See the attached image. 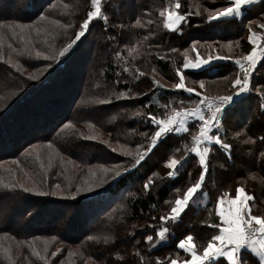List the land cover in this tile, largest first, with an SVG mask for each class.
<instances>
[{
	"label": "trees",
	"instance_id": "16d2710c",
	"mask_svg": "<svg viewBox=\"0 0 264 264\" xmlns=\"http://www.w3.org/2000/svg\"><path fill=\"white\" fill-rule=\"evenodd\" d=\"M210 1L180 0V3L183 6V12H192V10L196 11L197 5L209 6ZM213 1H216L217 7L227 2V0ZM88 2L90 0H0V21H17L45 28L46 31L40 36L32 34L29 48L34 45L35 49L50 54L53 50L58 52L75 38V34L79 31L80 25L91 8ZM114 2L116 0H106L103 5L104 10L107 8V15H111L107 23L101 20L92 22L86 36L77 41L63 57L56 55L54 60L45 61L42 57L35 58L34 51L31 57L17 56L15 52L9 54L10 49H8V56L4 53L5 60L10 56L13 62L19 61V66H22L21 71L27 70L23 76L17 77L16 73L21 74V72H17L11 65L12 71H4L0 67V164L3 162L8 164L7 174L17 173L18 177L14 175L17 179L29 181L24 173L27 172L32 176V170L28 167V162H30L28 157H34L32 154H25L30 146L37 143L47 146L51 143L57 148L59 155L65 156L68 151H80V146H78L81 145L80 140L85 139L79 133L84 131L86 135H90L95 134L97 130L100 133V139L89 141L105 140L108 143H102L103 149L99 150L94 162H99L102 157H105L110 161L111 167L118 164L127 167L137 158L135 151L142 153L149 146V138L155 126L151 125L146 118L148 113L163 118L166 109L161 105L169 103L174 106L175 103L184 99H196L195 96H190L182 90L168 89L161 87L160 84H154L152 69L155 68L156 72L165 79L176 78V69L182 68L185 62L180 49H184L192 42L203 44L201 50H205L208 55L211 52L209 46H212V42L238 41L239 46L236 44V49L239 54L237 56L246 55L251 50V45L247 40V24L252 20L264 22V8L257 6L256 9L247 12L244 17H238L231 22L209 23L207 20L200 21L199 18L191 15L188 17V22L184 24L187 27L185 33H176L169 32L157 23H148L151 19L147 12L150 7L153 8L152 4L159 3L163 6L170 2L168 0H132L129 9H127L126 0L120 9L116 8ZM65 3L70 5L68 9L63 7ZM51 12L56 14L55 17L50 16ZM41 15L47 16L48 19L40 21ZM137 19L141 20L143 28L136 25ZM56 20H59L61 24L73 26L67 29L61 28L52 23ZM217 25L220 29L215 27ZM253 27L255 28V25ZM152 29L156 39L151 37ZM109 33L112 35L111 39L107 37ZM91 35H94L93 39L90 38ZM145 36L148 37L147 40L144 39ZM9 43L14 48L24 46L10 34L4 40V47H7ZM131 48H135L136 51L129 57L128 51ZM172 49H177V51L173 52ZM117 53L126 57V61L118 59ZM157 53L165 58L159 59ZM125 68L129 71H124ZM136 69L145 75L137 74V78L134 79L132 73H135ZM258 70L259 67L253 77V85L260 88V91L249 92L233 107L225 110L226 115L222 121V138L232 144L231 156L229 157L218 149L210 153V173L203 189L207 192L208 197L206 198L208 199L200 198L202 204L199 207H189L186 215L184 214L185 217L189 213L200 215L203 210L209 218V224L219 223L215 207L216 196L224 192L234 195L235 189L241 185L244 186L246 192L255 197V201H251L253 214L264 215V157L259 155L261 151H264V142L259 139L264 136V96L261 95V92H264V88L261 87L264 85V77L257 76ZM183 71L188 78L212 82L226 77L228 72L237 73L239 69L234 59H230L213 60L206 65V68L198 71L191 69ZM31 74L37 78L29 79ZM13 75L15 79H10L9 76L13 77ZM66 80H68L67 83ZM117 80L120 81L119 84L116 83ZM54 82L56 85L53 84ZM52 86L54 87L50 89L49 87ZM112 91L126 92L132 98L119 100L112 98L109 104L93 102L96 99L108 98ZM137 110H142L144 115H134ZM7 123H12L13 126H7ZM69 123L74 127L65 128L64 125ZM88 123L95 124V129H89ZM192 124L189 125L187 133L169 135L166 140H162L136 168L127 173L122 172L121 177L116 180L110 178L102 188L84 193L80 198H75L71 202L44 203L40 202L41 199L38 197L36 199L29 197L31 194L21 195V192L13 193L3 189L4 192L0 191V235H10L19 240L41 238V235L67 240L65 234L58 233L54 229L58 228L60 223L67 218H64L63 214H59L61 215L59 218L54 216L53 213L56 212L54 208L56 207V210L62 207L68 208L67 210L78 208L77 215L71 220L70 232L72 236L79 237V240L74 238L69 241L73 243L77 241L75 244H78L86 240H84L86 243L83 249L85 259L90 258L97 264H109L114 261L112 249L116 246L129 245L124 247L127 253L122 261L123 264H155L157 256L161 257L163 264H168L167 257H174L177 251L183 252L177 249L175 244V246L168 244L169 239L172 238V242H176L181 234L193 232V224L192 221L181 224L183 225L181 226L183 231H181L179 226L183 218L179 220L180 223L170 221L164 224L160 222V217L166 213L165 204L172 198V191L184 185L190 173L194 174L191 178L192 183L198 180L197 173H200V166L194 154L188 153L181 161L183 166H177L179 174L169 177L167 173L170 169L166 164L168 159L162 156L158 157L156 162L150 160H156L154 153L161 145L165 147V154L171 152L175 155L178 152L181 153L179 157L184 156V145H191V136L197 130ZM234 124L239 125V128L233 129L231 125ZM8 131L11 132L13 138L7 136ZM142 132H147L148 136L140 135ZM33 137L35 141L31 140L23 145ZM250 138L255 140V143L244 142ZM121 145L124 147L121 148ZM114 147L117 149L115 152L112 151ZM178 148L180 151H176ZM125 151H130L133 155H123ZM221 165L224 167L221 168ZM239 165L242 171L244 170L241 175L235 173L228 177L227 171H223L226 167L234 169ZM162 167L167 168L166 177L153 178L154 183L146 192L144 190L146 179ZM191 167L194 169L191 170L192 172L188 170ZM1 171H4V168H0ZM0 176L4 175L0 174ZM253 176L256 179H252ZM227 184L229 188L225 187ZM179 193L175 194L179 195ZM118 199L120 202L117 201ZM111 202L113 204L107 206ZM35 203L38 207L34 205ZM4 205L12 211H3L2 206ZM34 211H40L34 219V224L27 225L28 227L23 226L20 223L21 219L24 220L25 215ZM199 222L203 223L204 235L202 234V237L199 236L194 241L198 249L202 248L210 237L218 232V229L209 227V224L204 225L203 220ZM143 224H146V227L137 233L135 229ZM160 226L169 227L167 242L156 243L153 247L144 240V237L152 234L155 241V232ZM173 228L175 230L172 232ZM89 236L96 237V239L89 240ZM105 237L109 238L108 242H105ZM97 239L98 241H95ZM116 241L118 242L115 244ZM42 242L36 240L35 247L43 254L45 245H41ZM112 242L114 244L111 245ZM101 243H106V245ZM146 246H150V251H146ZM47 247L48 264H56L55 258L59 252L52 257L51 245ZM135 248L136 251L140 248L143 253L145 251L148 253L145 262L136 256ZM140 250L139 257L142 256ZM19 251L22 253L18 257L20 258L17 261L19 264H23L26 260L34 262L32 264H45L44 261L31 256L29 249L23 248ZM24 253L28 259L24 260ZM244 255L248 264H257L255 256L248 253ZM5 262L6 260L0 259V264H5Z\"/></svg>",
	"mask_w": 264,
	"mask_h": 264
},
{
	"label": "snow or ice",
	"instance_id": "6c2138e0",
	"mask_svg": "<svg viewBox=\"0 0 264 264\" xmlns=\"http://www.w3.org/2000/svg\"><path fill=\"white\" fill-rule=\"evenodd\" d=\"M91 8L87 12L86 18L83 20V23L79 27V31L75 34V38L72 39L67 46L62 49L53 50L50 54H46L40 50L35 49L33 45L29 48L31 44L32 34L35 33L36 36H40L42 32H45L46 29L39 27L33 24L22 23L17 21L4 22L0 21V61H4L6 64L11 65L17 72L24 74L27 72L26 69L21 71L19 66V61L13 62L12 58L9 56L5 60V54L3 51L4 40L8 34L13 38H17L21 44L24 46L22 48H14L11 43L7 45L9 49H12L17 56L27 55L32 56V52H35V58H43L45 61L54 60L56 55L63 57L76 43L80 41L82 37L86 36V33L89 31V26L92 23L93 19H99L105 23L108 21V15L104 8L102 7V0H90ZM264 8V0H227L222 6L214 8H206L203 5H197L195 13L181 12V3L180 0H173L167 7L159 11V17L162 18V26L164 29L169 32H181L182 24L188 22V17L195 14L196 16L201 15V8L203 7V12L207 13L206 19L209 23L211 22H231L238 17H244L245 14L249 11H252L255 7ZM65 9L70 7L69 4H63ZM40 21H45L48 19L47 16L41 15L39 17ZM55 25L61 28H71V24H61L59 20L52 21ZM136 25H139L141 28L144 27L141 24V21L137 19L135 21ZM148 23H153L149 20ZM255 25V28L253 27ZM123 27V25H121ZM259 29L260 31H258ZM147 36L144 37L147 40ZM247 40L251 45V50L246 55H241L238 58H233L231 56H224L219 54H214L210 52L206 58L201 57L199 52L196 50V46H192V51L196 52L195 59H190L188 53H183L185 57V62L182 65V68H177L176 73L179 77V82L173 85L174 89L180 90L183 89L189 95L195 93L199 99L197 100H181L178 107H172L170 104L161 105L162 108L166 109L165 116L159 118L156 115L151 113L147 114V119L151 125L155 126V130L150 136L149 146L144 152H137V158L130 163L129 167H122L121 165H115L111 168L104 165H100L99 170L102 173L99 177L97 176V171L92 167H89L88 173L90 179H85L83 184L76 186L75 191L71 192L73 185L71 182L66 184L64 187L60 183L54 184L53 191L51 187H45L46 180L41 179L39 182L33 179L27 172L24 175L31 181V186H26L25 183L20 182L15 176L11 180L5 182L4 177L0 176V189L7 190L9 192H23L26 194H34L37 196H61L67 198V194L70 193L71 197L75 199L82 192H91L93 187H98L107 182L109 173H113L111 179L116 180V178L121 177L122 172L127 173L131 169L136 168L141 164L146 157V155L156 147L157 142L162 137H167L169 133H187L189 131V122H192L194 127L197 129L195 134L191 136V145H184V156H181L179 159L172 157L169 159L166 164L170 171L167 173L169 177H175L179 174L177 166L181 165L188 153L194 154V157L197 159L198 165L200 166V173L198 180L187 187L186 191L182 195H177L174 202L166 201V203H171L173 206L170 208V211L167 215L161 216L160 221L164 224H167L168 221L176 223L185 210L189 207L190 202L193 201V197L200 190L201 196L197 197H207V192L204 189L206 184V178L210 173L209 165V156L210 153L215 149L222 150L229 157L231 156L232 144L226 142L222 138V126L221 120L226 114V107H230L235 104L236 100L242 95H247L249 92L260 91V88L255 87L252 84L253 72L257 69V66L260 65L264 67V64H261L264 61V22L258 20H252L247 24ZM47 41L45 40V43ZM237 46L239 42L237 41ZM51 47V46H49ZM211 47V46H209ZM231 50L232 45L227 46ZM135 48H131L128 51V56L131 57ZM173 52L177 49H172ZM159 59L163 60L165 57L157 53ZM117 57L120 60H125L126 57L121 56L117 53ZM234 59V63L238 66L239 71L236 73L235 78L231 81L229 85L228 94L210 96L206 94L205 83L203 80L199 81V87L204 91H197L195 88L186 87L185 85V75L183 70L189 69H200L204 65H209L213 60H230ZM49 67L51 65H48ZM183 69V70H182ZM124 71H129L128 68H125ZM155 72V68L152 69ZM145 75L139 69H136L135 73H132L133 78ZM36 76L29 75V79H36ZM227 79V77H225ZM117 84L120 83L119 80L116 81ZM154 84H159V81L153 79ZM163 87V85H161ZM264 88V85H261ZM130 91V89H129ZM261 95L264 96V92H261ZM112 98L117 100L119 99H131L132 96H129L126 92L117 93L112 91L110 96L105 99H96L93 101L98 104H109L112 102ZM192 104L194 107H183L184 104ZM147 107V105H146ZM134 115L141 116L144 115L142 110H137ZM65 128H73L74 125L71 123L65 124ZM87 127L89 129H95V124L88 123ZM63 131V130H62ZM78 131V130H77ZM79 135L85 140H99L100 133L97 130L95 134L84 135L79 133ZM142 136H148L147 132L140 133ZM261 142H264V136L259 137ZM102 143L107 144L108 141L101 140ZM245 143H255V140L251 138L245 140ZM49 149H52V152L48 153V165L47 168L51 169L53 166V153L59 155L54 145L49 143L47 145ZM124 146L121 145V148ZM142 147V145L140 146ZM33 149H28L26 155H31ZM112 151H117L116 148H113ZM180 151V149H176ZM123 155H133L130 151H125ZM261 157H264V151L259 153ZM36 159L40 161V168L45 169V164L41 159L40 155H36ZM69 164H75V161L69 160ZM61 165H63V159H61ZM224 165H221L223 168ZM153 176L156 173L152 174ZM190 175V174H189ZM252 179H256L255 176ZM154 181L152 177L149 176L144 183V190L147 192L150 187L153 185ZM179 193V188L175 189ZM249 201H255V197L246 192L244 186H238L236 188L235 194L228 192L221 193L216 198V212L219 217V223L209 224V227L218 229L216 234H213L210 239L207 241L206 245L202 248H197V245L194 242V236L192 234H187L183 239H179L176 248L182 250L184 253H187V258L181 260L180 252L177 251L175 256L167 257L168 264H248L247 259L245 258V253L255 256L257 258V264H264V215L253 214V205ZM211 216V213H209ZM155 219V217H153ZM204 223H207L205 221ZM135 227V226H134ZM169 233L168 226H160L155 232V241L154 235L147 234L144 239L146 242L155 247L156 243L167 242V234ZM15 240V237H12ZM41 239L40 237H35L33 240H16L15 247L17 249L16 256L19 257L22 253L20 249L27 248L30 250V255L38 258L41 261H44L45 264H48V247L47 242L43 249V254L41 251H38L35 247L36 240ZM53 240L56 237H52ZM89 240L96 239V237L89 236ZM108 237H105V242H108ZM139 243V241H137ZM60 250L51 253L52 257H55ZM72 255V253H69ZM139 255V253H137ZM0 256L8 262V264H16V259L12 254V245L4 246L0 243ZM27 259V257H25ZM141 261L144 260L143 256H140ZM29 264L31 262L29 261ZM155 264H163V262L157 258Z\"/></svg>",
	"mask_w": 264,
	"mask_h": 264
},
{
	"label": "rangeland",
	"instance_id": "374dc122",
	"mask_svg": "<svg viewBox=\"0 0 264 264\" xmlns=\"http://www.w3.org/2000/svg\"><path fill=\"white\" fill-rule=\"evenodd\" d=\"M124 1L125 0H123V1L122 0H116V2H114V4L116 5V8L118 7V9H120V7L122 6V3ZM126 1L128 3L127 9H129L130 2H132V0H126ZM168 1H170V2L168 4L163 5V6L161 4H159V3L158 4L157 3L152 4V5H154L153 8L150 7V9H148V12H147V15H148L149 19H151V21H153V23H157L160 27L162 26V22H161L162 20H160L162 18L159 17V11L161 9L167 7L170 3L173 2V0H168ZM215 2L216 1L211 0L209 2V6H205L204 5L203 7H206V8H214V7H217V5H215ZM104 3H106V0H102V7H103ZM88 4L91 7L90 2H88ZM106 10H107V8L105 9V11ZM180 11L183 12V6H182V4H181ZM192 12L195 13L194 10H192ZM55 15L56 14H53L52 12L50 13V16L51 17H55ZM193 15H194V17L199 18L200 21L202 19L204 21L207 20L206 19L207 13H204L203 12V8L201 9V15L200 16H196L195 14H193ZM110 17H111V15L108 16V19H110ZM97 20H99V19L94 18L92 22L97 21ZM141 24H142V22H141ZM91 25H92V23L90 24V26ZM90 26H89V28H90ZM215 27H217V29L219 27V29H220V26H218V25L215 26ZM181 28H182V31L181 32H176V33H185V29H187L186 25L182 24L181 25ZM55 31H56V29L54 28V32ZM109 34L107 35V37L111 39L112 38V35L111 34L109 35ZM151 37L156 39V37H154L153 29H152V32H151ZM90 38L93 39L94 38V35H91ZM51 40H52V38L49 39V42H51ZM211 44H212V46L210 47V50L214 54H219V55H224V56H231L233 58L238 57L237 55L239 53L237 52L238 51L236 49V44L237 43L235 41L234 42H212ZM229 44L232 45L231 50H229V48L227 47ZM193 45L196 46V50L199 52V54H200L201 57H204V58L207 57V55L205 53V50H201L202 47H203V44H201V43L198 44V42H192L190 44H187V47H185L184 49H180V52H182V53L187 52L190 59H195L196 52L191 50ZM8 49H9L8 47H3V51H4V53H6L7 56H8ZM10 50L11 51H9V54H10V52H13L12 49H10ZM0 67H2L4 71H12V68L10 67V65L4 63L3 61H0ZM258 67L259 66H257V69H258ZM16 75H17V77L18 76H23V74H19V73H16ZM31 75H33V74H31ZM151 75L153 76V78L156 81H159V84L160 85H163L165 88H168V89H174L173 85L175 83H178L179 82L178 75H177L176 78L169 79V80L163 78L156 71L153 72V73H151ZM226 75H227L226 76L227 79H225V77H224L221 80H216V81H212V82H209L207 80H203L204 83H205L206 94H208L210 96H217V95H225V94H228L229 85H230L231 81L235 78L236 73L228 72V74H226ZM14 76L15 75H13V77L9 76V78L10 79H15ZM253 80L254 79H252V84L254 82ZM67 81L68 80H66L65 82L67 83ZM199 81H201V80H194V79H191V78L186 77V75H185V85H186V87L195 88L197 91H204V90H201L200 89V87H199ZM56 82H57V80H56ZM56 82H54L53 84L56 85ZM53 87L54 86L49 87V88L52 89ZM180 90L184 91L183 89H180ZM184 92L189 95V93H187L186 91H184ZM191 95H193V96L196 97V99H191V100H197V99H199V97H197L195 95V93H193ZM187 100H189V99H184V101H187ZM5 102H7V100H5ZM179 102L180 101H178L177 103H175V105L172 106V107H178V106H180L179 105ZM167 104H169V103H167ZM234 105H232V107ZM183 107H189V108H191V107H194V105L187 104L186 103V104L183 105ZM225 115H224V117H225ZM224 117L222 118V121L224 120ZM11 125H12V123H7V126H11ZM221 126H222V123H221ZM231 127L233 129H237V128H239V125L237 126V125L234 124V125H231ZM196 131L197 130H195V132ZM82 133L86 136V133L84 131H82ZM173 134H177V133H169L168 136L169 135L173 136ZM7 136L12 137L11 132L8 131ZM166 138L165 137H162L157 142V144H159L162 140H166ZM31 140L32 141L33 140L35 141V137H33L32 139L30 138V140L29 141L27 140L26 143H24L23 145H26L27 143L31 142ZM80 141H81V145H78V146H80L79 147L80 148V151H78V152L68 151L65 156L64 155H56L55 153H53L54 159H53V166H52L51 169H48L47 168V165H48V162H49L47 156H48V153L52 152V149H49L46 145H39V143H37V144L34 143L35 145L30 146L28 149H33L32 156L34 158L28 157L29 160H30V162H28V167L32 170L31 175H32V177H34V180H36L37 182H39L41 179H45L46 180L45 187H51V189L53 191H55V189H54V184L55 183H60L62 185V187H64L66 184H68L69 182H71V184L73 185V187L71 189V192H74L76 186L83 184V182H84L85 179H90L89 173H88L89 167H92L94 170L97 171V176L98 177L102 174L100 172L98 166L104 165L106 167L111 168L110 161H108V159L105 158V157H102V160H99V162H94V159L96 158V155L99 153V150L100 149H103L102 142H97V141L96 142H90L89 140H80ZM76 142L78 143L77 139H76ZM114 148H116V147H114ZM55 149L57 150L56 147H55ZM164 151H165V147H164V145H161V147L154 153V158L156 157V160L153 159V160H150V161L151 162H156L157 159H158V157H162V156L164 157V159H168V160L171 159L172 157H176L177 159L180 158L179 155L181 153H178L177 152L174 155L173 153L170 152L168 154H165ZM135 152L137 153L138 151H135ZM37 154H39L40 157H41V159L43 160V162L45 164V169H41L40 168V161H38L36 159V155ZM61 159H63V165H61ZM69 160L75 161V164H69L68 163ZM244 163H247V161H244ZM129 165L130 164H128L127 167H129ZM7 167H8V164H6V162H3V163L0 164V168H4V171H1L0 174L1 175H4L3 177H5V182H8L9 180H11L14 175L17 176V177L19 175L17 173L16 174H13V173L7 174V171H6V168ZM188 170L189 171H191V170L193 171L194 169H193V167H191ZM223 171H227V174H228V177H229L230 175H233L235 173H240V175H241L244 170L242 171V167L239 165L238 168H234V169H232L230 167H228V168L226 167V168H224ZM167 172H168L167 171V168L166 167H162V168H160V169L157 170L156 175H154V176L152 175L151 177H152V179L153 178H159V179L165 178ZM224 173H226V172H224ZM112 175H113V173H109L107 182L111 178ZM193 175L194 174L190 173V177L187 180H185L186 182L184 181V185H182L181 187H179V190H180L179 191L180 192L179 195H182L186 191L187 187H189L191 184L195 183V181L192 183V180H191V178L193 177ZM197 177L199 178V172L197 173ZM233 177H235V176H233ZM20 182L25 183L26 186H31V183L29 181H20ZM106 183H104V184H102V185H100L98 187H95L94 186L93 189H92V191H95V189H98V188H102ZM205 186H206V184H205ZM226 186H228V184L225 185V187ZM232 186H234V185H232ZM229 187L230 186H228V188ZM0 191L4 192L3 189H0ZM235 191H236V189H235ZM235 191H234V194H235ZM199 192H200V190H198V192L193 197V201L190 202L189 207H197V206L199 207V205L202 204V202H201L202 200L201 199H197V197H199ZM84 193L85 192L80 193L76 198H80V196L83 195ZM86 193H88V192H86ZM175 193H176V191L173 190L172 191L173 196L168 201H173L174 202L175 198L177 197V194H175ZM22 194L25 195L23 192H21V195ZM29 197H32L34 199H36L38 197V199H41L40 202H44V203H48L50 201L51 202H60V203L63 202V203H65V202H71L73 200V198L71 197L70 193L67 194V198H55L54 196H37V195H34V194H31V196H29ZM207 197H208V195H207ZM201 198L203 199V197H201ZM207 199L208 198H206V200ZM117 201L120 202V199H118ZM119 202H118V204H119ZM112 204L113 203L111 202L107 206H111ZM250 204H251V201H250ZM34 205L36 207H38V204L37 203H35ZM165 206H166L165 207V212L166 213L164 215H167L169 213V211H170V208L173 206V204L166 203ZM2 209H3V211H8V212H11L12 211V209L8 208L5 205L2 206ZM67 209L68 208H63L62 207L60 210L59 209L56 210V207H55L54 210L56 212L53 213V214H55L54 216H56L58 218L61 216L59 214H63L64 218H67V220H64L65 222L62 221L60 223V225L58 226V228H54L58 233L65 234L64 236H65V238L67 240H65L63 238L62 239L56 238L55 240H53L52 237H55V236H44V235H41L42 237H41V239H39V240L43 241L41 245H45L46 242H47V245L48 246L51 245V247H50V250L51 251L53 250V252H54L57 249L60 250L57 258H55L56 259L55 260L56 261V264H63L64 262H66V264H97V263L93 262L94 260H92L90 258L89 259H85V256L83 254V249H84V246H85V243H86L85 242L86 241L85 239H84L85 241L82 240V241L78 242V244H75L77 241H74V243L71 242L74 238H75V240H79V237L72 236V234L70 232V229H71L70 226L72 224V221L71 220L75 218L74 216L77 215V213H78L79 210H78V208H76L75 210H71V209L70 210H67ZM187 209L185 210V212L180 217V219L183 218L182 219V223L179 222L180 219L177 222L180 223L179 228L181 229V226H183L181 224H185V223L187 224L190 221H192V224H193V232L191 231V232H188V233H190V234H192L194 236V241H195L196 238H198L199 236L202 237L204 235L203 234L204 233L203 223H201L199 221L200 220H203V222L207 221V223H204V225H207V224H209V218H208V216H206V214L204 213L203 210L200 212V215H197L196 216L195 214L189 213V215L185 217L184 214L186 213ZM39 214H40V211H34V212L30 213V214H27V215H25L24 220H23V218L21 219L20 223L23 226H26V227H28L27 225H33L34 222H35L34 219H36L37 215H39ZM218 220H219V217H218ZM168 222H170V221H168ZM145 227H146V224L145 225L143 224V225H141V227H137L135 229V231H137V233L138 232H141V230L143 228H145ZM174 230L175 229L173 228L172 232ZM181 231H183V230L181 229ZM205 233H206V231H205ZM187 234L186 233L181 234V236L178 237V239H177L176 242H172L173 240H172V238H170L169 241H168V244H171L172 246L174 244L176 245L177 242H178V240L179 239H183ZM137 236H139V235H137ZM12 237L13 236L6 235V234L0 235V243H2L4 246H8L9 244L12 245V254H13L14 258L16 259V264H19L17 261L20 258L18 259V257L16 256L17 250H16V247H15V241L16 240H19V239L18 238L16 239V237H15V240H13ZM32 239H34V238H29V239H25V240H32ZM69 240H71V241H69ZM95 241H98V239L95 240ZM117 242L118 241H116L115 244ZM101 244L106 245V243H101ZM112 244H114V243L112 242L111 245ZM204 245H206V244H204ZM128 246L129 245H125L124 247H128ZM124 247L123 246H116L114 249H112V252H113L112 253L113 254L112 256H113V260L114 261L110 262L109 264H123L122 261L125 259V254L127 253L125 251ZM146 247H147L146 248V251H150L149 250L150 249L149 248L150 246H146ZM138 249L140 250V248H138ZM134 250L136 251V248ZM139 250L136 251V256L138 258H140L139 255H137V253L139 252ZM140 251L142 252V250H140ZM146 251H145V253L142 252V256L144 257V262L146 261V258H147V255H148V253H146ZM168 252L169 251H167L166 253H168ZM26 253H27V251H26ZM69 253H72V255H69ZM171 254H173V253H171ZM25 255L26 254L24 253L23 254L24 260H25V257H27ZM166 255H169V254H166ZM153 256H157V255H153ZM157 258H159L161 260V257H158L157 256L156 259ZM180 258H181V260L184 259V258H187V253H183V252L180 253ZM0 259H3L2 256H0ZM32 263H34V262H32ZM5 264H8V262L6 261ZM23 264H29V262L26 260Z\"/></svg>",
	"mask_w": 264,
	"mask_h": 264
},
{
	"label": "crops",
	"instance_id": "0c3cea01",
	"mask_svg": "<svg viewBox=\"0 0 264 264\" xmlns=\"http://www.w3.org/2000/svg\"><path fill=\"white\" fill-rule=\"evenodd\" d=\"M261 64H264V61H262ZM258 66H259V65H258ZM258 75H259L260 77H261V76L264 77V67L259 66V70H258V74H257V76H258ZM239 101H240V98H238V99L236 100L235 103H238ZM190 123H191V122H189V125H190ZM189 125H188V126H189ZM181 134H183V133H181ZM249 203H250V201H249Z\"/></svg>",
	"mask_w": 264,
	"mask_h": 264
},
{
	"label": "built area",
	"instance_id": "2783aa9c",
	"mask_svg": "<svg viewBox=\"0 0 264 264\" xmlns=\"http://www.w3.org/2000/svg\"><path fill=\"white\" fill-rule=\"evenodd\" d=\"M203 68H206V65L202 66L200 69H191V70H193V71H198V70H201V69H203ZM256 70H257V69H256ZM256 70L253 72V77H254V74H255ZM253 77H252V79H253ZM244 96H245V95H242V96L240 97V100H241ZM226 108H228V107H226ZM221 123H222V120H221Z\"/></svg>",
	"mask_w": 264,
	"mask_h": 264
},
{
	"label": "water",
	"instance_id": "95a60500",
	"mask_svg": "<svg viewBox=\"0 0 264 264\" xmlns=\"http://www.w3.org/2000/svg\"><path fill=\"white\" fill-rule=\"evenodd\" d=\"M226 109H227V108H226ZM226 109H225V110H226Z\"/></svg>",
	"mask_w": 264,
	"mask_h": 264
}]
</instances>
